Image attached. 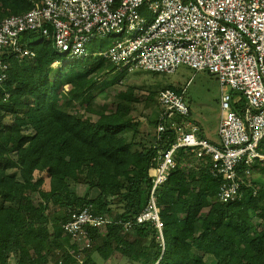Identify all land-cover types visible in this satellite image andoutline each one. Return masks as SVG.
Wrapping results in <instances>:
<instances>
[{"label":"trees","instance_id":"trees-1","mask_svg":"<svg viewBox=\"0 0 264 264\" xmlns=\"http://www.w3.org/2000/svg\"><path fill=\"white\" fill-rule=\"evenodd\" d=\"M40 1L0 0V21ZM36 37L40 41L29 46L34 58L5 57L10 68L9 98L0 100V264H79L63 224L70 212L90 205L114 222L91 230L92 246L80 264H209L208 258L215 264H264V187L244 174L255 188L244 186L241 200L219 202L221 179L183 151L179 170L158 190L164 243L149 222L127 228L124 222L135 221L146 206L158 151L156 137L142 134L143 119L157 124L143 107V88L130 85L122 98L101 95V103L97 78L117 67L94 58L95 49L60 66L68 56L57 53L51 39ZM95 109L98 119L92 122L87 115ZM163 139L175 142V135ZM259 151L264 155V141ZM260 167L264 162L252 174ZM70 182L98 194L80 197ZM51 206L65 215L52 217Z\"/></svg>","mask_w":264,"mask_h":264},{"label":"built area","instance_id":"built-area-1","mask_svg":"<svg viewBox=\"0 0 264 264\" xmlns=\"http://www.w3.org/2000/svg\"><path fill=\"white\" fill-rule=\"evenodd\" d=\"M30 34L51 39L57 53L77 60L90 55L88 45L97 37L116 38L109 48L93 53L116 71L175 74L187 66L217 76V142L191 121L185 91L166 88L148 97L157 116V158L149 171L152 185L146 206L135 221L124 222L127 228L149 222L164 243L158 190L179 170L180 151L194 155L221 179L219 202L241 200L244 186L255 188L243 175H252L256 163L264 162L259 151L264 141V0H41L29 12L0 21V100L9 98L5 57L23 60L36 55L29 47L36 36L28 40ZM167 133L175 135V142L163 139ZM161 141L170 146L163 148ZM113 222L93 205L70 212L63 229L79 264L92 246L91 230Z\"/></svg>","mask_w":264,"mask_h":264},{"label":"rangeland","instance_id":"rangeland-1","mask_svg":"<svg viewBox=\"0 0 264 264\" xmlns=\"http://www.w3.org/2000/svg\"><path fill=\"white\" fill-rule=\"evenodd\" d=\"M119 38L118 40H121ZM116 38H112L110 41H116ZM40 37H36L35 42H39ZM108 42L100 37H97L89 45V50H100L102 45L105 44L106 48L111 46L112 42ZM107 42V43H106ZM60 66H63L65 62L69 61V58L62 56ZM80 60L74 59V62ZM74 65L75 63L71 61ZM68 67H71L68 65ZM125 71H114L103 73L98 79L97 91H102L98 98L102 103L101 95L109 94L111 97L122 98L125 95L127 88L132 85L138 88H143L142 100L145 101L144 106L149 114L153 112V108L150 107L148 97L150 94H156L160 91L170 89H180L185 91V98L188 106L192 112L193 120L202 123L205 135L207 139L217 142L218 137V123L221 114L220 100H221V86L216 75L211 74L207 71H195L187 66H181L175 74L165 73H153L149 71H137L132 73L123 74ZM124 76V79L120 82L108 85L110 81ZM59 100V99H58ZM73 107V105H71ZM114 107V106H110ZM84 109V107H82ZM81 109V110H82ZM87 117L92 121L96 122L98 119L97 110L95 109L92 113H89ZM157 118V116H154ZM143 119V118H142ZM141 119V120H142ZM142 134L146 137L155 138V127L148 124L146 119H143ZM148 134L150 136H148ZM252 178L256 181L259 186L264 187V167H260L254 171ZM49 181H46V185ZM71 190L80 197L89 195V197H95L97 190H90L88 185L76 184L70 182ZM33 201L35 204L39 202L38 195H34ZM49 214L52 217H63L65 210L62 208H49ZM209 264H215V261L211 258L207 259Z\"/></svg>","mask_w":264,"mask_h":264},{"label":"crops","instance_id":"crops-1","mask_svg":"<svg viewBox=\"0 0 264 264\" xmlns=\"http://www.w3.org/2000/svg\"><path fill=\"white\" fill-rule=\"evenodd\" d=\"M136 72H137V71H136ZM190 113H191V115H190V119H191V121L194 122L195 124L199 125V126L201 127L202 134H203L204 136H206V135H205V132H204V129H203V126H202V123H200L199 121L193 120L191 110H190ZM218 124H219V123H218ZM97 194H98V193H97Z\"/></svg>","mask_w":264,"mask_h":264}]
</instances>
